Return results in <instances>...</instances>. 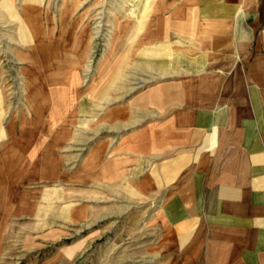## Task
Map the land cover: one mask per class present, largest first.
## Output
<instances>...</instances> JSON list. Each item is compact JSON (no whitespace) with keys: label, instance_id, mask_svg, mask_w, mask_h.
Listing matches in <instances>:
<instances>
[{"label":"crops","instance_id":"1","mask_svg":"<svg viewBox=\"0 0 264 264\" xmlns=\"http://www.w3.org/2000/svg\"><path fill=\"white\" fill-rule=\"evenodd\" d=\"M144 3L152 15L121 27L120 52H130L110 67L131 74L120 87L125 95L107 78L84 95L71 87L72 115L103 109L102 123L88 128L83 171L69 177L41 141L8 145L0 243L9 218L42 223L50 207L61 223L68 196H113L150 202L154 226L167 230L169 264H264V0ZM65 105L37 118L74 121ZM55 139L58 148L66 140ZM49 177L63 186L49 192ZM70 209L67 217L79 222L80 210Z\"/></svg>","mask_w":264,"mask_h":264},{"label":"rangeland","instance_id":"2","mask_svg":"<svg viewBox=\"0 0 264 264\" xmlns=\"http://www.w3.org/2000/svg\"><path fill=\"white\" fill-rule=\"evenodd\" d=\"M147 6L144 0H0V159L14 139L17 145L37 140L42 153L63 158L69 177L84 169L94 135L88 128L102 123L103 109L97 106L95 114H89L86 106L85 113L72 115L71 87L78 86L84 95L107 78L125 95L120 87L131 74L110 67L130 52H120L121 27L136 17L151 16ZM146 77L138 76L139 81ZM139 81L133 83L142 84ZM56 102L66 103L63 114L69 112L66 116L74 121L37 118L54 117ZM41 125L45 133L39 136ZM58 129L62 133L56 135ZM63 135L66 140L55 147V138ZM94 139L103 140V134ZM39 147L33 155L40 154ZM54 182L51 177L45 182L49 192L62 183ZM42 185L29 188L39 190ZM68 197L61 223V214L50 207L42 223L34 216L9 218L0 264H169L174 253L168 248L167 230L154 226L150 202L142 206L113 196H96L98 201ZM67 208L80 210L79 222L67 217Z\"/></svg>","mask_w":264,"mask_h":264}]
</instances>
